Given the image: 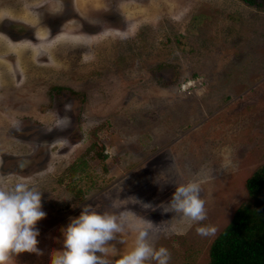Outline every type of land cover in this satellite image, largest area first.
Instances as JSON below:
<instances>
[{"label": "rangeland", "instance_id": "374dc122", "mask_svg": "<svg viewBox=\"0 0 264 264\" xmlns=\"http://www.w3.org/2000/svg\"><path fill=\"white\" fill-rule=\"evenodd\" d=\"M57 114L71 126L60 130ZM226 148L235 168L220 174ZM170 158L217 170L202 222L215 235L126 201L166 204ZM263 164L264 9L238 0H0V176L38 186L46 213L41 254L15 264H50L71 218L85 206L116 211L114 202L160 224L167 235L155 244L170 251L169 264H208L235 211L256 204L245 182ZM121 239L110 242L112 264L134 247V234Z\"/></svg>", "mask_w": 264, "mask_h": 264}, {"label": "clouds", "instance_id": "9594fccd", "mask_svg": "<svg viewBox=\"0 0 264 264\" xmlns=\"http://www.w3.org/2000/svg\"><path fill=\"white\" fill-rule=\"evenodd\" d=\"M65 113L71 105H64ZM57 118V126L65 130L71 126V117L65 114ZM219 158V173L226 174L235 168V159L229 149ZM171 165L162 174L165 184H174L175 190L166 204L154 206L137 197H130L131 205L142 210L160 207L164 213H173L182 222L191 226L200 225L196 232L201 236L215 235L214 226L203 225L207 219L204 186L216 180L217 170L211 163H201L195 170L176 158H170ZM123 189L120 186L119 191ZM42 190L38 186L17 181L15 183L0 176V264H15L14 258L22 253L41 254L38 246L37 222L45 218L42 210ZM125 201V200H122ZM116 211L97 212L83 207L80 215L71 218L63 230V249L55 252L50 264H112L108 258L111 241L124 235H135L134 247L120 256L118 264H169L170 251L156 247L155 241L162 231L160 224H154L143 215L118 202L111 205Z\"/></svg>", "mask_w": 264, "mask_h": 264}, {"label": "trees", "instance_id": "16d2710c", "mask_svg": "<svg viewBox=\"0 0 264 264\" xmlns=\"http://www.w3.org/2000/svg\"><path fill=\"white\" fill-rule=\"evenodd\" d=\"M264 9V0H238ZM255 205L238 208L209 248L208 264H264V164L245 182Z\"/></svg>", "mask_w": 264, "mask_h": 264}]
</instances>
